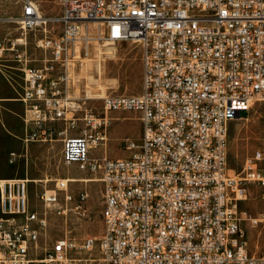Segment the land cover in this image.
<instances>
[{"label": "built area", "instance_id": "built-area-1", "mask_svg": "<svg viewBox=\"0 0 264 264\" xmlns=\"http://www.w3.org/2000/svg\"><path fill=\"white\" fill-rule=\"evenodd\" d=\"M6 1L21 5L24 29L40 25V3L63 8L62 36L38 42L41 65L28 48L0 41V73L15 63L23 74L16 101L25 108V146L60 138L65 164L100 175L102 264H264L242 229L244 220L264 225V150L239 177L227 170L230 123L264 102V0ZM89 22H103L110 42L141 44L140 95L105 96L96 107L92 97L69 94L75 52L67 47ZM114 111L139 112L141 138L127 141L126 158L96 157L108 145ZM31 183L0 180V264H62L78 247L93 249L94 239L78 246L51 232L54 218L87 216L88 194L57 179L33 206ZM252 192L263 201L258 216L242 209Z\"/></svg>", "mask_w": 264, "mask_h": 264}, {"label": "rangeland", "instance_id": "rangeland-1", "mask_svg": "<svg viewBox=\"0 0 264 264\" xmlns=\"http://www.w3.org/2000/svg\"><path fill=\"white\" fill-rule=\"evenodd\" d=\"M20 4L0 0V41L8 48L14 44L16 48H28L33 65L39 66L44 58L36 48L38 42L46 39H59L63 34L64 25L59 18L63 8L58 2H44L39 4V17L46 20V25L33 29H23L18 19L22 15ZM98 22H89L91 40L89 44L85 31L80 33L75 46L69 44L70 62L69 94L78 97L94 98V105L101 107L102 98L109 95H140L143 91V51L141 44L135 41L110 42L104 39L107 36L105 25L99 29ZM100 38H103L100 39ZM84 50V51H83ZM90 51L89 56L85 51ZM0 73V177L30 178L27 176L28 166H31V153L41 158L45 153V160L38 164L42 174L38 183L29 185L30 200L37 206V193L44 186L48 189L55 187L57 179H66L67 176L98 180L93 182H73L70 191L79 195L88 194L85 204L87 216L79 218L69 215L68 222L54 218L51 227L52 234L68 235L76 241L78 246L86 239L96 240L93 249H75L70 259L72 262L62 264H102L98 248V240L104 230L103 221V185L100 175L83 172L75 165H67L63 161V143L57 138L51 143H37L42 146L33 152L20 140L24 137V105L16 99L17 91H21L23 74L15 63L2 64ZM17 90V91H16ZM99 113V112H98ZM101 113V112H100ZM111 119L109 141L107 147H99L93 152L96 157L102 156L105 151L109 158H126L127 141H139L142 134L141 114L137 111H114L108 113ZM43 146L46 147L44 151ZM57 146V148H56ZM264 150V102H254L251 110L242 117L232 121L229 126V146L227 170L231 176L239 177L246 160L257 150ZM16 153L18 159L12 161L11 153ZM17 174V176H15ZM248 216H258L263 212V201L257 193H251L248 200L242 204ZM242 229L246 232L250 252L261 254L264 252V225L251 228L248 220L242 222Z\"/></svg>", "mask_w": 264, "mask_h": 264}, {"label": "crops", "instance_id": "crops-1", "mask_svg": "<svg viewBox=\"0 0 264 264\" xmlns=\"http://www.w3.org/2000/svg\"><path fill=\"white\" fill-rule=\"evenodd\" d=\"M24 128H25V126H24ZM24 136H25V131H24ZM23 138L20 139L22 142H23ZM30 145L31 144H29L26 147H27L28 152L30 151V153H31ZM32 145H33V152H35L37 149H39L40 147H42V146L37 145V143H32ZM24 146H25V144H24ZM56 148H57V146H56ZM43 149H44V151H46V147L45 146H43ZM17 159H18V157H17ZM30 160H31V166L29 165L28 166V170H27V176H29L30 178H27V179H29L31 181L41 180L40 178H41L42 174H41V172H40V170L38 168V164L41 161H44L45 160V153H44V156L41 157V158H37V157L34 156V153H31V159ZM15 176H17V174ZM12 177H14V176L0 177V180L14 179ZM16 179H22V178H16Z\"/></svg>", "mask_w": 264, "mask_h": 264}, {"label": "bare ground", "instance_id": "bare-ground-1", "mask_svg": "<svg viewBox=\"0 0 264 264\" xmlns=\"http://www.w3.org/2000/svg\"><path fill=\"white\" fill-rule=\"evenodd\" d=\"M20 19H21V17H20ZM20 19H18V22H19V24H21V22H20ZM59 19H61V18H59ZM38 23L40 24L39 26H42L43 24L44 25H46L48 22L46 21V20H41V18H38ZM88 23H84V24H82L81 25V33L83 32V31H85V36H86V38H87V40L85 41L87 44H89V41L91 40V38H89L90 37V35H91V33H90V27H86V25H87ZM99 26V29L100 30H102V27L105 25L103 22H99V24H98ZM106 27V26H105ZM24 29V28H23ZM25 30H27V29H25ZM100 39H102V38H100ZM75 44H76V41H74L73 43H72V46H75ZM74 50H76V48H74L73 49V52H74ZM84 51V50H83ZM89 53H90V51H85V55H87V56H89ZM253 104L254 103H252V106H253ZM251 106V107H252ZM66 179H68V181L69 182H93V181H98V180H88V179H85V178H79V177H71V176H67L66 177ZM43 181H46V182H49V181H51V180H49V179H47V180H36V181H32V182H35V183H38V182H43ZM67 262H72V260H67L66 261V263Z\"/></svg>", "mask_w": 264, "mask_h": 264}]
</instances>
